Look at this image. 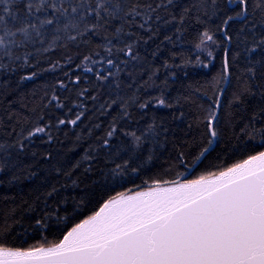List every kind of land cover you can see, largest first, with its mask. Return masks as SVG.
Wrapping results in <instances>:
<instances>
[{
  "label": "snow or ice",
  "instance_id": "6c2138e0",
  "mask_svg": "<svg viewBox=\"0 0 264 264\" xmlns=\"http://www.w3.org/2000/svg\"><path fill=\"white\" fill-rule=\"evenodd\" d=\"M0 203V264H264V0H0Z\"/></svg>",
  "mask_w": 264,
  "mask_h": 264
},
{
  "label": "trees",
  "instance_id": "16d2710c",
  "mask_svg": "<svg viewBox=\"0 0 264 264\" xmlns=\"http://www.w3.org/2000/svg\"><path fill=\"white\" fill-rule=\"evenodd\" d=\"M198 72L208 71V70H197ZM195 75V74H194ZM197 79H202V77H197ZM31 86V85H30ZM239 162V158H232L231 156L225 158L224 156H220L219 158H216V154L213 153V157L210 158V161H205L202 165L198 166L197 169L192 173L190 179H196L200 175H208L210 172H219L221 169L230 167L232 164H235ZM212 165H219V167H215ZM181 173H183V169H180ZM164 179H173V178H179L175 177L173 174H169L167 176L163 177ZM139 183V182H138ZM128 187L136 188L135 185H129ZM121 191H127V188L120 189ZM5 205L0 203V210H4ZM57 237L55 236H49V241L55 240ZM29 243H37L35 240H30Z\"/></svg>",
  "mask_w": 264,
  "mask_h": 264
},
{
  "label": "water",
  "instance_id": "95a60500",
  "mask_svg": "<svg viewBox=\"0 0 264 264\" xmlns=\"http://www.w3.org/2000/svg\"><path fill=\"white\" fill-rule=\"evenodd\" d=\"M191 175H192V173H190V174L184 176V179H185V180L190 179ZM136 190H137V188H134V189H133L134 192H135Z\"/></svg>",
  "mask_w": 264,
  "mask_h": 264
}]
</instances>
